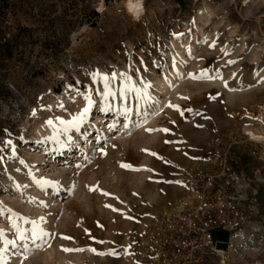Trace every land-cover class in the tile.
I'll return each instance as SVG.
<instances>
[{
	"label": "rangeland",
	"instance_id": "1",
	"mask_svg": "<svg viewBox=\"0 0 264 264\" xmlns=\"http://www.w3.org/2000/svg\"><path fill=\"white\" fill-rule=\"evenodd\" d=\"M126 1L0 0V264H150L155 217L178 209L192 171L225 158L262 212L256 230L225 246L226 264H264V161L246 135L264 136V0H143L140 20ZM96 73L117 78L105 89ZM141 81L154 107L131 91ZM41 217L57 238L25 258L19 237Z\"/></svg>",
	"mask_w": 264,
	"mask_h": 264
},
{
	"label": "built area",
	"instance_id": "2",
	"mask_svg": "<svg viewBox=\"0 0 264 264\" xmlns=\"http://www.w3.org/2000/svg\"><path fill=\"white\" fill-rule=\"evenodd\" d=\"M0 14V40L8 33ZM256 31L264 61V15ZM254 141L252 155L264 161V141ZM232 161L225 158L215 170L196 169L188 178V193L175 212L155 217L146 254L150 264H226V248L239 232L256 230L262 212L258 195L244 189ZM228 234L220 240L216 234Z\"/></svg>",
	"mask_w": 264,
	"mask_h": 264
},
{
	"label": "snow or ice",
	"instance_id": "3",
	"mask_svg": "<svg viewBox=\"0 0 264 264\" xmlns=\"http://www.w3.org/2000/svg\"><path fill=\"white\" fill-rule=\"evenodd\" d=\"M134 9H138V6L136 4H130V10H134ZM179 38V37H177ZM97 76H101V74L96 73ZM202 78H208L210 79L211 77H208L207 72H203L201 74ZM117 77L116 76H101V79L105 82V89L109 88V82L110 80H115ZM191 78L193 79H197V77L195 75H193ZM127 81V77L125 78ZM141 83L143 84L142 88H138L136 86V84H132L131 85V91L135 93L136 95V99L137 101L141 104V106L147 105L148 107H154L155 104L157 103V101L155 100V98L153 97L152 93H151V89H152V85L150 83H144L143 81H141ZM111 94V93H110ZM91 102L89 101V104ZM169 107H176L174 105L169 104ZM89 108H85L83 111V114L78 116L74 121H73V126L78 125L79 123H81L84 118L86 117V115L88 114ZM131 112V109H125V115H129ZM48 126L52 127L55 130V126L53 124V121H48ZM60 124H65V122L63 120H61L59 122ZM146 123V120L144 123H140V124H136L135 127L140 128V127H144ZM129 131H131V128H129ZM147 131L149 133H152L154 130L153 129H147ZM162 131L167 132V129H163ZM61 147H63V145L61 144ZM147 151V150H145ZM101 153L103 155H107V153L104 150H101ZM152 155H155V153H150ZM121 167L130 171H140L141 169H137L134 168L131 164H121ZM75 189V186H73V190ZM90 191H97L98 188L96 187H92L89 189ZM102 195L108 196L110 195V193L104 192L102 190H100ZM45 207H47V205H45ZM106 207H111L110 205H106ZM28 223H30L32 225L31 231L30 233H28L27 235H25L24 233H21L20 235V240L25 241V243L23 244V253L25 258H29L30 255L35 254L37 251H44L47 248H50L52 245V242L54 239L57 238V234L56 233H52L49 232L44 225L47 223L46 219L44 217H41L39 220H31V221H27ZM0 234H2V232H0ZM60 239L65 240V241H72L74 242V238L67 236V235H60L59 236ZM29 242H30V246H29ZM9 243H15L14 241H9ZM98 243H103V241H98ZM61 250L65 253H73V252H85V251H91L92 253L96 254V255H116L115 252L112 253H103V252H98L97 249L95 248H88V249H84V248H67V247H62Z\"/></svg>",
	"mask_w": 264,
	"mask_h": 264
},
{
	"label": "bare ground",
	"instance_id": "4",
	"mask_svg": "<svg viewBox=\"0 0 264 264\" xmlns=\"http://www.w3.org/2000/svg\"><path fill=\"white\" fill-rule=\"evenodd\" d=\"M244 1H246L244 7H248V5H250L253 2V0H244ZM136 2H137V0H127L126 1V9H127L128 14L131 17H133L136 20H140L146 14L145 5H144V1H143L142 11L139 8L138 9H134V10H130V4H136ZM212 15H213V13L210 10V8H206L203 11L200 12L199 20H200L201 23H205V22L207 23V20L209 18H211ZM258 51H259V54H260L261 47L259 45H258ZM262 73H264V71H261L260 74L257 77H260ZM105 103H107L106 99H105ZM165 106H166L165 102H159V107L161 109L164 108ZM84 120H85V118H84ZM246 135L251 136V139L264 141V136L261 135V134H257L254 131H248Z\"/></svg>",
	"mask_w": 264,
	"mask_h": 264
},
{
	"label": "clouds",
	"instance_id": "5",
	"mask_svg": "<svg viewBox=\"0 0 264 264\" xmlns=\"http://www.w3.org/2000/svg\"><path fill=\"white\" fill-rule=\"evenodd\" d=\"M136 5L138 6V8L142 11L143 8V0H137ZM138 18V17H137Z\"/></svg>",
	"mask_w": 264,
	"mask_h": 264
}]
</instances>
